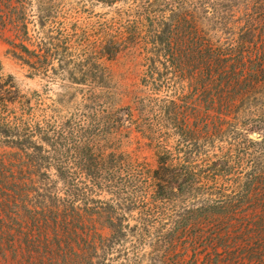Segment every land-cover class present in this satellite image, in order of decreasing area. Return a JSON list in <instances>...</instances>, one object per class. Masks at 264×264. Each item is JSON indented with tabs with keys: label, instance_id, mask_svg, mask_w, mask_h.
Returning a JSON list of instances; mask_svg holds the SVG:
<instances>
[{
	"label": "rangeland",
	"instance_id": "374dc122",
	"mask_svg": "<svg viewBox=\"0 0 264 264\" xmlns=\"http://www.w3.org/2000/svg\"><path fill=\"white\" fill-rule=\"evenodd\" d=\"M240 2L245 10L244 1ZM171 4L172 0H0V79L10 76L20 96L9 110L31 125L42 122L50 131L60 133L58 139L51 138L43 145L41 154L32 152L26 162L16 150L0 147L6 177L14 176L20 193L25 191L28 196L16 205H0V264H175L178 250L167 254L164 240L156 237L159 223L176 219L178 211L174 205L152 202L149 173L156 168L160 154L169 151L173 159L177 154L181 158L189 154V171L198 172L200 182L208 178V166L231 158L226 170L223 164L218 166L219 176L214 183L188 194L189 206L197 199L194 194L202 197L207 193L212 200L224 201L232 196L230 183L235 177L264 172L261 131L251 133L235 146L226 134L210 140L200 125L201 133L183 140L174 125L160 118L159 107L164 101L178 99L180 107L190 108L196 97L187 81L163 75L153 85L146 75L148 54L143 37L148 29L141 17H146L147 10H165L163 7L169 5V9ZM8 5L22 7L28 22L39 14L46 17L48 36L68 45L73 52L71 58L81 57L82 52L89 56L93 51L89 41L106 34L122 39L121 50L110 60L101 61L106 71L103 82L93 87L76 85L63 78L60 71H53L58 70L56 62L53 68L50 65L39 73L14 58L9 43L19 40L10 26L3 24ZM198 31L202 39L204 29ZM28 32L33 37L32 25H28ZM87 142L96 154L109 160L102 178L111 180L96 189L77 186L88 197V203L81 206L90 210L80 214L86 221H95L96 233L101 235L92 237L97 251L84 246L83 241L61 237L58 225L69 216L68 203L78 202L57 175L69 173L78 179L75 148ZM111 192H119V202H113ZM248 193L243 200L248 219L264 217V186L250 187ZM97 212L102 215L97 216ZM108 212L132 229L114 245L107 241L109 230L100 223ZM43 221L58 223L55 232L50 229L38 234L41 224L37 222ZM143 224H148L149 234L144 232ZM101 245L108 246L104 257Z\"/></svg>",
	"mask_w": 264,
	"mask_h": 264
},
{
	"label": "trees",
	"instance_id": "16d2710c",
	"mask_svg": "<svg viewBox=\"0 0 264 264\" xmlns=\"http://www.w3.org/2000/svg\"><path fill=\"white\" fill-rule=\"evenodd\" d=\"M240 1L172 0L169 9V5H165V10L158 12L147 10L146 17H141L148 29L143 37V48L148 54L147 78L153 85L163 79V75L180 82L187 81L196 96L195 104L190 108L180 107L178 99L166 100L159 107L162 121L174 125L177 136L183 140L201 133L200 125L210 140L226 134L235 146L253 132L264 133V0H243L245 10ZM7 9L9 13L3 24H8L15 39L19 40V43H9L10 53L36 72H45L56 62L58 70L53 71H60L68 82L93 87L106 77L101 61L110 60L122 48V39L106 34L89 41L93 50L89 56L82 52L81 57L71 58L73 52L68 45L48 36L46 17L39 14L28 22L22 7L8 5ZM28 25H32L33 37L29 36ZM201 27L205 32L202 39L198 31ZM217 34L221 37H215ZM19 98L12 78L0 79V147L16 150L26 162L32 152L41 154L43 145L51 138L58 139L60 133L50 131L45 123L31 125L21 116L17 117L9 106L18 103ZM75 152L78 179L69 173L57 176L71 189L69 195L78 205L68 203L69 216L62 223L37 222L41 224L37 233H47L50 229L55 232L58 224L61 237L70 241L75 239L76 243L83 241L84 246L97 251L98 245L92 237L101 238V235L96 233L94 226L97 223L86 221L80 214L84 209L90 210L81 206L88 203V197L77 186L96 189L102 182H110V179L102 178L108 170L109 160L96 154L89 142L76 147ZM230 161L228 157L208 166L209 176L200 182L199 173L189 171V154L185 153L183 158L177 154V159H173V153L164 151L157 158L156 168L149 173L152 202L174 205L178 211L176 219L159 223L156 237L164 240L163 247L169 248L167 254L178 250L175 264H264V217L251 221L248 213L243 211V200L249 196L250 187L264 186V172L245 178L235 177L230 183L232 196L224 201L212 200L210 194L202 193V197L194 194L197 199L192 198L190 206L186 202L188 194L202 191L209 182L214 183L219 176L218 166L223 164L226 170ZM5 168V163L1 162L2 207L16 205L28 198L25 191L20 193L14 176L6 177ZM110 195L113 202H119V192ZM261 212L264 216V206ZM106 214V219L100 223L109 230L107 241L118 244L132 229L121 220L113 219L111 213ZM143 230L149 234L148 224H143ZM176 243L179 246L176 247ZM104 246H99V250L103 249V257L108 247ZM209 249L213 251L208 252Z\"/></svg>",
	"mask_w": 264,
	"mask_h": 264
}]
</instances>
